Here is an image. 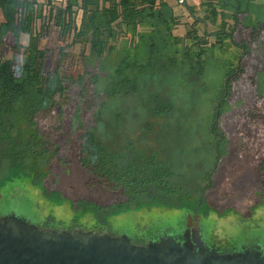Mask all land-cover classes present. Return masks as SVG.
Wrapping results in <instances>:
<instances>
[{
    "label": "trees",
    "instance_id": "obj_1",
    "mask_svg": "<svg viewBox=\"0 0 264 264\" xmlns=\"http://www.w3.org/2000/svg\"><path fill=\"white\" fill-rule=\"evenodd\" d=\"M256 1L208 0L201 5V18L194 17L193 9L185 7L192 22L184 27V34L175 35L179 20L168 0H65L59 7L47 0L48 24L55 27L60 41L71 37L70 45L58 48L57 65L49 72L43 68L47 51L38 48L41 34L33 30L35 21L43 18V4L38 0H0V215L6 208L8 211L18 207L23 190L17 182L23 178L42 186L44 196L67 202L76 217L93 214L106 226L108 216L133 209H174L183 196L194 210L203 186L199 176L190 177L185 170L196 169L197 162L182 159L181 155L169 160L165 152L158 153L149 145L136 149L120 144L112 150L108 145L111 129L100 118L107 113L111 101L136 95L134 72L157 66L162 54L167 55L170 64L175 61L176 67L195 77L206 73L210 60L220 61L223 82L216 100L224 102L245 52V47L234 40L235 29L242 25L247 35L253 36L264 27V21L259 22L252 15L256 5L264 9ZM241 16H246L244 24ZM8 36L15 54L11 60L2 55ZM22 36L27 37L26 45L21 44ZM75 45L81 46L82 71L73 77L62 71L60 64L67 59V48ZM228 48L242 52L238 58L235 54L226 55ZM17 73L23 76L21 82L16 80ZM71 90L77 94L72 99L69 119L76 115L79 121L91 111L92 124L81 133L68 125L64 127L62 134L70 138L67 144L60 134H44L45 125L38 127L34 119L37 109L32 107L40 104L42 109L48 108L56 97L68 96L70 101ZM89 95L92 99L84 100ZM80 96H84L83 101H77ZM216 108L209 124L210 146L217 149L210 153L219 165L215 176L238 192L236 183L241 171L221 170L218 155L227 154V141L219 130L221 107L218 112ZM216 112L218 119L214 123ZM251 137L255 140L247 142L251 158L246 159L249 167L243 176L250 186H242L241 197L256 198L255 207L250 209L253 215L259 197L264 195V160L258 155L264 148V127L255 129ZM42 144L52 148L47 164L38 160L37 147ZM7 185L12 186L10 193L3 191ZM180 187L192 191L180 192ZM206 204L203 200L201 206L208 209L203 214L205 218L215 211ZM230 209L221 211V218L228 217ZM105 213L108 216L102 219ZM255 239L261 243L260 238ZM229 248V252L234 249Z\"/></svg>",
    "mask_w": 264,
    "mask_h": 264
},
{
    "label": "rangeland",
    "instance_id": "obj_2",
    "mask_svg": "<svg viewBox=\"0 0 264 264\" xmlns=\"http://www.w3.org/2000/svg\"><path fill=\"white\" fill-rule=\"evenodd\" d=\"M207 1L168 0L173 15L179 20V26L174 31L175 35L184 34V27L192 22L185 7L192 8L194 17L201 18L204 15V8L201 5ZM38 2L43 4V18L35 21L33 30L36 34L39 32L41 34L38 48L47 51L43 68L52 72L59 59L58 48L70 45L71 37L66 38L64 42L59 40L55 27L48 24L47 0H38ZM64 2L65 0H50L51 5L56 7L62 6ZM256 3L264 5V0H257ZM252 15L259 22L264 21V9H260L258 5L254 7ZM245 17L241 16L240 22H243ZM208 29L211 31L210 27ZM234 40L245 47V52L241 51L243 57L238 75L228 90L227 99L220 102L221 104L216 100L218 88L223 82L220 61L210 60L206 73L195 77L180 66L176 67L175 61L174 64H170L167 55L162 54L163 56L158 58L157 66L134 72L136 88L138 87L136 95L111 101L107 105V113L100 118L101 122L109 124L111 129L107 141L112 150H117L120 144L125 148L136 149L141 145H149L158 153L165 152L169 160L181 155L182 159H189L195 164L197 162L196 169L191 167L185 172L190 177L196 175L203 179L200 185L204 186V180L212 177V182L203 192L202 198L209 206H213L215 211L205 218L203 214L208 209L200 206L197 216L200 227L207 233L205 239L208 245L221 244L218 246L220 253H228L230 246L239 248L250 245L255 238H260L264 246V195L259 197L260 202L254 209L253 215L250 209L255 207L256 198L241 197L242 186L249 185L247 179L243 177L244 171L249 167L246 159L251 156L246 150L247 146L251 147L247 142L255 140L251 137L255 129L264 127V27L259 34L252 36L247 35V29L239 25L235 29ZM20 41L21 44L26 45L27 37L22 36ZM11 44L12 39L8 36L2 51L3 57L7 60L15 56ZM87 51L85 49L84 53L86 54ZM81 52L79 45L67 48V59L60 64L62 71L67 75L75 77L81 73L82 68L79 64ZM241 52L228 48L225 54H235L238 58ZM222 56L218 55V57ZM21 75L17 73V82H21L23 78ZM76 94L77 91L71 90L70 101L68 96L56 97L48 108L43 106L45 109H42L40 104H34L35 107L32 108L37 109L34 119L39 128L41 124L45 125V135L49 134L48 131L60 134V138L68 144L70 138L62 134L66 130L64 127L68 125L69 128L81 133L82 129L92 124L91 111L86 112L79 121L76 115L69 119L72 99H76ZM90 97L91 95L84 99V96H80L77 101L83 99L89 101ZM79 105L83 107L80 102ZM215 107L218 111L221 107L219 130L227 141L226 157L220 160L221 170L229 171L235 168L241 171L240 177L237 176L240 178L236 183L239 186L238 192L231 186L227 187L224 180H219L215 176V169L219 165L213 164V156L208 149L211 147L209 124ZM114 113L119 115L113 116ZM253 127L255 129L250 130ZM99 135L100 132L98 137ZM261 150L258 155L260 160H264V148ZM51 151L52 148L47 144L37 147L38 160L41 164L48 163ZM84 157L81 156L82 159ZM17 184L21 191L23 190L20 193L22 197L17 204V210L26 209L28 212L26 215L30 214L39 226L55 230L80 229L99 233L108 231L112 235L126 233L133 244H141L143 240L155 238L156 234L165 230L179 236L190 224V217L194 216L193 211L195 212L199 205L197 204L193 210L190 200L183 196L179 200L178 207L174 209L144 207L114 214L111 217L107 215L110 213L108 212L102 214V219L108 216L106 219L108 226H106L93 214L76 217L67 202L44 196L42 186L32 184L28 178L19 180ZM11 189L12 186L7 185L3 191L10 193ZM180 189V192L192 191L186 187ZM139 200L142 201L144 198L139 197ZM228 201L229 203L226 204L225 202ZM226 207H230L232 213L226 218H221L219 214L226 210ZM6 212L7 208L3 213ZM48 218L52 221H48ZM250 229L254 230L249 234Z\"/></svg>",
    "mask_w": 264,
    "mask_h": 264
},
{
    "label": "water",
    "instance_id": "obj_3",
    "mask_svg": "<svg viewBox=\"0 0 264 264\" xmlns=\"http://www.w3.org/2000/svg\"><path fill=\"white\" fill-rule=\"evenodd\" d=\"M198 208L185 229L190 248L169 230L133 244L126 233L43 228L24 209H9L0 215V264H264L261 243L228 253L208 245Z\"/></svg>",
    "mask_w": 264,
    "mask_h": 264
},
{
    "label": "flooded vegetation",
    "instance_id": "obj_4",
    "mask_svg": "<svg viewBox=\"0 0 264 264\" xmlns=\"http://www.w3.org/2000/svg\"><path fill=\"white\" fill-rule=\"evenodd\" d=\"M217 112H218V110H217ZM216 112V115H215V120H214V123L217 121V119H218V113ZM209 149V151H214V150H217L216 149V147H213V148H211V147H209L208 148ZM224 149V148H223ZM225 149H226V147H225ZM224 149V150H225ZM218 157H220L219 158V160H221V159H224L226 156H225V154L224 155H218ZM213 159H214V157H213ZM213 162V164H215V165H218V163H214V160L212 161ZM220 162V161H219ZM214 175V174H213ZM212 178V177H211ZM211 178L209 177V179H206V180H204L205 181V183L203 184L204 186V188L202 187V191H201V193L198 195V204H199V207L203 204V198H202V194H203V192L206 190V188L207 187H209L210 186V184H211ZM203 181V179H200V182H202ZM199 182V183H200ZM208 204H206V206H207ZM251 210H252V208H251ZM177 237V239L178 240H180L181 242H184L185 244H186V246H188L189 248L192 246V244L189 242L190 241V239L192 238V235H191V233L190 232H188V231H184L183 233H181L179 236H176ZM202 237L204 238V236L202 235ZM254 241V243L256 244V242H257V239H254L253 240ZM252 241V242H253ZM244 245L243 246V248H252L253 246H257V245ZM263 251H264V249H262Z\"/></svg>",
    "mask_w": 264,
    "mask_h": 264
}]
</instances>
